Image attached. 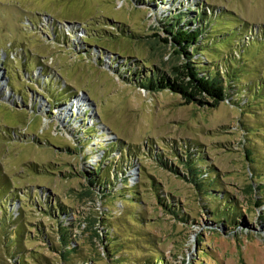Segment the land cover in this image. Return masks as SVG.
<instances>
[{
	"label": "rangeland",
	"instance_id": "1",
	"mask_svg": "<svg viewBox=\"0 0 264 264\" xmlns=\"http://www.w3.org/2000/svg\"><path fill=\"white\" fill-rule=\"evenodd\" d=\"M173 23L217 105L134 81ZM0 168V264H264V0H0Z\"/></svg>",
	"mask_w": 264,
	"mask_h": 264
},
{
	"label": "trees",
	"instance_id": "2",
	"mask_svg": "<svg viewBox=\"0 0 264 264\" xmlns=\"http://www.w3.org/2000/svg\"><path fill=\"white\" fill-rule=\"evenodd\" d=\"M183 13L185 12H178L174 14L173 18L179 19ZM193 20L198 21V14L195 15ZM169 32L171 38L165 39V42L173 46L174 53L181 60L179 63L173 65L172 76L170 77L164 71L156 68V70L144 74L140 79L137 76L134 81L139 82V86L150 91L169 88L174 92L181 93L189 103L196 101L199 104H205L208 102L207 99H211V104L217 105L220 101L225 100L228 97V91L224 79L229 78L230 81L235 82L236 79H232L233 76L228 71L224 74H221L219 70L211 71L210 68L199 65L202 62L192 60V52H197L198 50L194 44H197L201 39V29L179 27L173 23L169 26ZM193 45L194 47H192ZM185 165L190 173L191 181L196 182L197 186L201 187L205 179L202 177V167L196 165V161L192 155H189V159L186 160ZM199 178L200 181H197ZM9 185V179H7L0 168V199L8 193ZM207 186H213L212 180L209 181ZM61 242L65 248L64 255H69L75 250L73 246H69L71 241L69 239V233L65 229L61 231Z\"/></svg>",
	"mask_w": 264,
	"mask_h": 264
}]
</instances>
